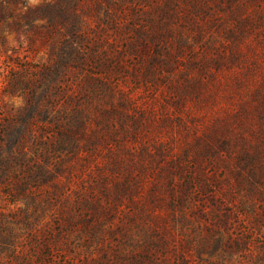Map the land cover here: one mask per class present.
<instances>
[{
	"label": "rangeland",
	"instance_id": "1",
	"mask_svg": "<svg viewBox=\"0 0 264 264\" xmlns=\"http://www.w3.org/2000/svg\"><path fill=\"white\" fill-rule=\"evenodd\" d=\"M116 2L109 15L104 0H0V264H264V122L241 113L221 130L229 141L208 136L240 109L234 83L264 78V0ZM239 31L244 60L229 62ZM69 47L97 75L71 61L37 106L71 114L76 85L100 78L113 102L91 96L56 127L39 116L22 141L5 132L4 115L36 108L30 67Z\"/></svg>",
	"mask_w": 264,
	"mask_h": 264
},
{
	"label": "trees",
	"instance_id": "2",
	"mask_svg": "<svg viewBox=\"0 0 264 264\" xmlns=\"http://www.w3.org/2000/svg\"><path fill=\"white\" fill-rule=\"evenodd\" d=\"M107 5L105 6L106 8V13L111 15V13H109V9L112 8V6L117 3L116 0H104ZM110 7V8H108ZM139 31L138 33L135 34V38H138L139 40H145V38H149V40H151L152 38H154L158 33L155 31H150V30H137ZM244 32L243 31H239V32H231L230 35H228V37L230 36L233 40H231L230 44H226V49L223 50V57L228 59L229 62H235V61H240L241 62L244 60L243 54H242V50L240 48V44L236 43V42H242L241 37L243 36ZM229 34V33H228ZM151 37V38H150ZM236 38V40H234ZM241 39V40H240ZM134 47V45H131V48ZM130 48V49H131ZM65 48H63V53H61V57L63 58V56H65L64 59H67L66 61L61 60L60 55H56L57 52L55 51V62L54 63H47V64H42L40 66H35V68H33L34 66H31L30 68L33 69V77L36 78L37 81H39L40 83L37 84L36 88H34V86H30V100H29V106L34 107V105L36 106V108H34L33 110H27L26 112H21L18 115H14V114H9V115H4V117L2 118V129L6 132V130H8V128H16V130L18 131V135L16 138H19L20 141L24 140V135L27 132L28 128L32 125V123L38 119L39 116L44 115V117L46 119H48L49 117V122H53L52 124H48L47 126H42L43 128H47L49 126H58V118H60L61 121H69V124L72 122L74 123L75 120L77 118H75L74 116V112L76 111H81L83 109V106L80 104L82 101H84L85 104H88L89 102H87V100L91 99V96H96L99 97L100 95L103 97V99H105L107 102L112 101L111 99L112 95H113V90L112 87L110 85V83L104 82V80L102 79L103 82H101V78L98 81H94V82H90L88 84L87 87H85L82 84H77V88H76V95L78 96V98L81 100L79 101V106L73 111V113L68 114H61L60 117H57V115H50L49 112H45L41 109V107H38L36 104V101H38L39 99V92L38 89L44 88L47 86V81L48 79H50L52 82V85L50 84V87L54 88V89H58V90H62L61 84H58V73H61L63 76H68V71L69 68H71V61H73V68H79L81 70H87V68H89V72H92V75H97L95 72L92 71V69H95L96 67L90 66L88 63V59L89 57L86 56V52H84V50L80 49V48H72L69 47L68 50H66ZM228 50V53H227ZM94 57V56H91ZM110 59V56H109ZM92 61L96 60L95 58H93ZM255 62V59H254ZM255 64V63H254ZM97 67H100L101 65L105 66V62H97L96 63ZM31 69L29 70L28 68H26V71L31 72ZM72 69V68H71ZM251 68H247L248 73L250 71ZM149 70V69H147ZM99 71H101V73L103 72V70H97V73H99ZM89 72L87 73L88 75ZM85 74V72H84ZM111 73L109 72V75ZM248 76L247 73H244L243 75V79H238L233 86V91H235L240 97H241V101L239 103V107L240 109L236 111H228L226 112L224 115H219L216 116V120L218 121V123L220 125H218L216 128H214L213 132L216 130L217 134H213L212 132L209 131L208 136L210 138L213 139H222L223 142H225L226 140L229 141L228 138H226L225 134H223V130L224 129H228V128H224V127H229V125H227V122H230L229 118L233 117V119L236 117L237 119H239V115L241 113L246 114L249 117V120L251 124H253V117L255 115H257L258 117V122H264V78L262 79V82L259 80H254L253 82H249L244 80V77ZM15 76V75H14ZM103 77V75H101ZM115 76V75H113ZM112 76V77H113ZM64 81V80H63ZM36 81L33 82V84H35ZM50 82V81H49ZM19 86L22 89H28L29 84L28 83H24V80L22 78H17L16 77V81L14 83H11V87L15 88L17 86ZM41 86V87H40ZM78 89V90H77ZM106 89V90H105ZM58 93V91H56ZM73 92V91H71ZM244 93V94H243ZM248 94V97H245V95ZM76 96V97H77ZM74 95H71V98H74ZM75 97V99H76ZM130 101V98H128ZM110 108H112L109 105ZM113 109V108H112ZM105 110V109H104ZM126 112V111H125ZM46 113V114H44ZM129 113V112H128ZM255 113V114H254ZM254 114V115H253ZM104 116V115H102ZM252 116V117H251ZM251 117V118H250ZM244 121V118L240 119ZM240 120H238V122H240ZM79 125L78 131H80V129H82L83 126V121L80 118L78 120V122L76 123ZM133 123L131 122L130 124H128L126 126V130L124 133V136L127 137V135L130 132V129L132 127ZM135 126H137L136 124H134ZM45 129H42V131H44ZM222 130V131H221ZM24 134V135H23ZM134 135V134H133ZM66 136V131H62L60 133L59 136V141L61 142L62 140H64ZM217 139V140H218ZM90 141H92V139H90ZM12 143H15L14 141ZM54 143V142H52ZM205 147H198L195 148L196 152L198 155L203 153ZM243 158H249L250 155L248 154V152L245 150L244 155H242ZM248 163H250L248 161ZM247 163V164H248ZM248 171L254 172V167H251L248 169ZM237 176L238 175H242L241 171H237ZM189 186L187 187V189H189L190 191H192L196 185L195 182L193 180H189ZM192 189V190H191Z\"/></svg>",
	"mask_w": 264,
	"mask_h": 264
}]
</instances>
